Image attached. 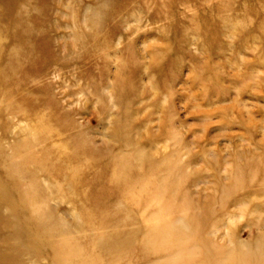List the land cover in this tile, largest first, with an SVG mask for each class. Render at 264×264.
I'll return each instance as SVG.
<instances>
[{
  "label": "rangeland",
  "instance_id": "374dc122",
  "mask_svg": "<svg viewBox=\"0 0 264 264\" xmlns=\"http://www.w3.org/2000/svg\"><path fill=\"white\" fill-rule=\"evenodd\" d=\"M0 264H264V0H0Z\"/></svg>",
  "mask_w": 264,
  "mask_h": 264
}]
</instances>
